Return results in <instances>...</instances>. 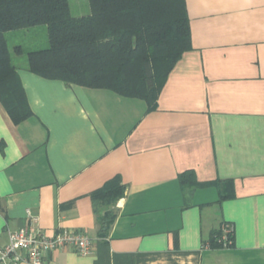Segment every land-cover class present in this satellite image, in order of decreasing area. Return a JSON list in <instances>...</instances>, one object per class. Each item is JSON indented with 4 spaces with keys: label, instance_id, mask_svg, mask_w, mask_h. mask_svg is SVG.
<instances>
[{
    "label": "crops",
    "instance_id": "1",
    "mask_svg": "<svg viewBox=\"0 0 264 264\" xmlns=\"http://www.w3.org/2000/svg\"><path fill=\"white\" fill-rule=\"evenodd\" d=\"M184 2L190 48L152 107L16 66L31 113L16 123L0 101V246L30 215L92 240L43 264H264V0ZM110 184L123 194L102 235Z\"/></svg>",
    "mask_w": 264,
    "mask_h": 264
},
{
    "label": "trees",
    "instance_id": "2",
    "mask_svg": "<svg viewBox=\"0 0 264 264\" xmlns=\"http://www.w3.org/2000/svg\"><path fill=\"white\" fill-rule=\"evenodd\" d=\"M89 13L74 16L69 0H0V101L18 123L31 113L16 73L6 33L45 25L49 47L27 52L29 71L155 103L168 72L190 48L184 0H88ZM22 53V47H14ZM185 186L192 181L180 176ZM231 186V180L223 181ZM123 187L110 184L95 195L101 234L114 219ZM220 232L210 246L219 245Z\"/></svg>",
    "mask_w": 264,
    "mask_h": 264
},
{
    "label": "built area",
    "instance_id": "3",
    "mask_svg": "<svg viewBox=\"0 0 264 264\" xmlns=\"http://www.w3.org/2000/svg\"><path fill=\"white\" fill-rule=\"evenodd\" d=\"M29 224L8 231L7 243L0 246V264H43L48 252L72 246L80 254L91 251V237L84 232L61 229L55 233L44 234L37 226L35 216L29 215ZM225 238L229 239L232 228L223 226Z\"/></svg>",
    "mask_w": 264,
    "mask_h": 264
},
{
    "label": "rangeland",
    "instance_id": "4",
    "mask_svg": "<svg viewBox=\"0 0 264 264\" xmlns=\"http://www.w3.org/2000/svg\"><path fill=\"white\" fill-rule=\"evenodd\" d=\"M69 2L72 15H76L81 11L78 9V4L81 3L82 5V0H69ZM86 4L87 3H85V5ZM6 39L12 54L13 63L17 67L27 66L28 51L49 47L48 34L45 25L31 26L9 31L6 33ZM17 45L22 47V53L18 54L14 51V47Z\"/></svg>",
    "mask_w": 264,
    "mask_h": 264
}]
</instances>
